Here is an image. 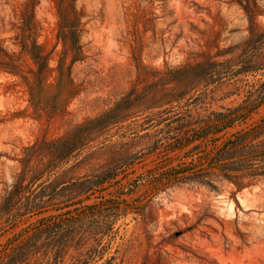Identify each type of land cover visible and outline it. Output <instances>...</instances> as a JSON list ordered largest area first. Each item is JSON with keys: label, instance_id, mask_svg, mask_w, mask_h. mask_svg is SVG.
<instances>
[{"label": "rangeland", "instance_id": "1", "mask_svg": "<svg viewBox=\"0 0 264 264\" xmlns=\"http://www.w3.org/2000/svg\"><path fill=\"white\" fill-rule=\"evenodd\" d=\"M260 33L264 0H0V264H264V177L149 179L156 130L258 93Z\"/></svg>", "mask_w": 264, "mask_h": 264}, {"label": "trees", "instance_id": "2", "mask_svg": "<svg viewBox=\"0 0 264 264\" xmlns=\"http://www.w3.org/2000/svg\"><path fill=\"white\" fill-rule=\"evenodd\" d=\"M258 36L262 39L264 33ZM252 67L250 62H245L237 71H250ZM263 104L264 84L243 104L212 110L206 118L176 117L167 122L154 133L149 152L157 151L162 161L178 158L180 162L153 173L150 182L161 189L184 183L213 185L214 177L238 183L246 177H264V125L246 121L247 113ZM243 123L246 125L231 130ZM188 156L191 160L184 161ZM136 158L134 156L133 160ZM116 174L112 169H106L85 178L77 182L78 192L96 189ZM37 205V201H32L24 206L23 211H32Z\"/></svg>", "mask_w": 264, "mask_h": 264}]
</instances>
